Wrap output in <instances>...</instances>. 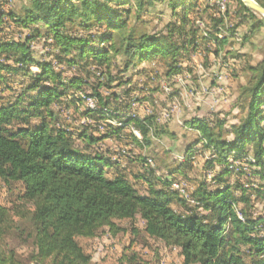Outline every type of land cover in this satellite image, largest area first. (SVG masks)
<instances>
[{
    "label": "trees",
    "instance_id": "obj_1",
    "mask_svg": "<svg viewBox=\"0 0 264 264\" xmlns=\"http://www.w3.org/2000/svg\"><path fill=\"white\" fill-rule=\"evenodd\" d=\"M29 1L11 7L12 0H0V182L22 187L12 209L0 205V264H93L77 239H95L105 228L115 235L121 231L118 222L137 216L145 223V234L177 249L183 264H264V215L256 209L257 201L264 202V187L246 184L248 173L235 166L247 165L249 174L264 184V59L250 68L253 80L241 89L239 107L247 115L240 125L228 132L224 120L192 119L186 126L198 132V139L183 164L164 176L142 160V170L133 175L108 152L92 149L119 138L128 127L137 129V137L131 138L142 148L165 133L157 134L156 116L138 115L133 108L136 90L122 76L142 74L139 66L151 59L168 63L167 75L182 74L181 61L198 50L197 29L181 45L140 31L142 14L165 0ZM233 1L256 18L242 0ZM254 1L264 8V0ZM188 5V0H169L175 17ZM189 22L184 18L181 27L169 24L170 33L182 35ZM214 22V31L202 39L216 45L218 54L233 35L220 34L222 18ZM263 27L264 20H255L254 30ZM40 41L46 53L38 58L33 44ZM118 58L115 74L112 62ZM62 65L76 68L79 75L64 78L57 70ZM89 66L99 67L105 79L87 95L97 107L84 112L96 125L109 124L100 135H95L99 128L75 134L59 126L64 98L91 86L84 77L91 73ZM117 87L123 89L114 91ZM102 88L110 94L103 95ZM136 102L149 104L147 98ZM229 134L232 139L226 138ZM200 144L212 155L207 163L213 176L197 181L189 193L178 178L187 176L186 164ZM175 184L183 185L184 193ZM14 218L29 223L32 232L26 233ZM11 240L30 249L29 260L18 255Z\"/></svg>",
    "mask_w": 264,
    "mask_h": 264
},
{
    "label": "rangeland",
    "instance_id": "obj_2",
    "mask_svg": "<svg viewBox=\"0 0 264 264\" xmlns=\"http://www.w3.org/2000/svg\"><path fill=\"white\" fill-rule=\"evenodd\" d=\"M24 3L30 5L29 0H12L11 7ZM189 5L180 9L177 17L172 15L169 6V0L163 3H157L150 12L143 13L142 23H138L140 31L148 32L156 36L170 37L171 42H177L181 45L189 42L192 37V29H197L198 47L197 51L185 55L181 66L184 71L182 74L167 75V64L159 59L144 61L139 66V70H144L140 75L130 72L126 77L131 79L134 87L133 108L138 115L151 116L157 118V134L153 136L152 145L142 148L131 138L135 135L134 127H128L123 130L119 138H111L99 143L94 151L108 152L113 159L121 161L122 166L129 168L133 175L142 170V160H148L151 167L155 168L159 175H167L169 169L178 167L184 163L189 147L198 139V132L186 126L188 121L195 118L205 119L210 122L226 121L225 130L231 131L234 125H240L246 117L247 110L239 107L238 98L242 87L253 80L251 67L258 66L264 59V27L260 30H254L255 20L263 21L264 17L255 12L254 17L240 11L233 0H188ZM131 5L125 4L121 8L127 9ZM239 10V11H238ZM134 15V13L132 14ZM190 21L185 26V31L189 36L171 34L169 24H176L181 27L182 20ZM222 18L223 23L220 30H224L223 35H233L223 49L216 54L219 49L213 43L203 40L208 31H214L217 22L214 19ZM133 19V18H132ZM219 25V24H218ZM194 27V28H193ZM216 29V28H215ZM233 29V30H232ZM104 30V28H103ZM7 31V30H6ZM233 31V34L231 33ZM185 39L187 41H185ZM44 41L33 44L37 57L45 55L43 49ZM44 61L46 58H43ZM113 64L114 73L118 74L117 63ZM116 65V67H115ZM97 66H89L90 75L84 74L85 79L89 80L90 87L70 94V98H64L65 105L62 110L59 106H54L56 111H60L59 126L69 127L73 133H78L84 129L95 132L99 128V134H102L109 124H95L89 117L84 116L87 109H93L90 105L87 95L92 94V86H96L100 81L105 82ZM58 71L63 72V77L70 79L79 72L76 68L69 69L65 65L57 66ZM35 71V69H34ZM90 76V77H89ZM127 87L126 89H129ZM123 88H115L114 91H121ZM103 95H109L110 91L102 88ZM74 94V95H73ZM84 99V101L79 99ZM148 99L146 103H138L136 99ZM77 100L79 103L68 105L67 102ZM68 105V107L66 106ZM95 104V103H94ZM67 107V108H66ZM97 105L95 106V108ZM94 108V109H95ZM115 127L120 124L112 122ZM111 125V124H110ZM264 126V123H263ZM134 129V130H133ZM140 138L141 136L136 133ZM136 136V135H135ZM232 139L229 134L226 136ZM252 145L247 146L252 151ZM211 153L204 148L203 144L196 146L193 150V156L187 165L189 169L187 176L179 175L178 183H185L189 193L193 192L196 182L204 179H212L213 173L209 171L208 161L211 159ZM149 160L152 161L150 164ZM245 173L251 187H264L263 182L252 177L249 173L251 168L247 165L235 163ZM218 166L215 170H218ZM235 180V179H234ZM177 183V182H176ZM184 190L183 185L175 184ZM138 189L142 191L138 184ZM22 187L19 184L6 186L0 182V205L12 209L18 204V197ZM182 192V191H181ZM183 193V192H182ZM30 207V206H28ZM256 209L259 214L264 215V202H256ZM14 222L20 225L26 233L32 232V226L18 218ZM121 231L113 233L108 228L102 229L95 239L78 238L77 241L82 249L92 257L93 264H183V258L177 249L167 248L161 242L150 239L144 232L145 223L139 216L134 221L118 222ZM10 244L16 249L19 256L29 260L30 249L20 244L18 240H11ZM135 260L130 263L129 258ZM27 264V262L25 263Z\"/></svg>",
    "mask_w": 264,
    "mask_h": 264
},
{
    "label": "water",
    "instance_id": "obj_3",
    "mask_svg": "<svg viewBox=\"0 0 264 264\" xmlns=\"http://www.w3.org/2000/svg\"><path fill=\"white\" fill-rule=\"evenodd\" d=\"M242 2L245 4V6L248 9L257 12L264 17V8H262L256 1H254V0H242Z\"/></svg>",
    "mask_w": 264,
    "mask_h": 264
},
{
    "label": "bare ground",
    "instance_id": "obj_4",
    "mask_svg": "<svg viewBox=\"0 0 264 264\" xmlns=\"http://www.w3.org/2000/svg\"><path fill=\"white\" fill-rule=\"evenodd\" d=\"M89 103H90V105H92L91 107L92 108H95V104H94V102L91 100V99H89ZM176 189H178V190H180V191H182L183 193H184V190L183 189H181V187H179V186H174ZM184 188V187H183Z\"/></svg>",
    "mask_w": 264,
    "mask_h": 264
},
{
    "label": "crops",
    "instance_id": "obj_5",
    "mask_svg": "<svg viewBox=\"0 0 264 264\" xmlns=\"http://www.w3.org/2000/svg\"><path fill=\"white\" fill-rule=\"evenodd\" d=\"M137 137V136H136ZM138 139H140V137H138ZM101 143V142H100Z\"/></svg>",
    "mask_w": 264,
    "mask_h": 264
},
{
    "label": "built area",
    "instance_id": "obj_6",
    "mask_svg": "<svg viewBox=\"0 0 264 264\" xmlns=\"http://www.w3.org/2000/svg\"><path fill=\"white\" fill-rule=\"evenodd\" d=\"M95 103V102H94ZM96 104V103H95Z\"/></svg>",
    "mask_w": 264,
    "mask_h": 264
}]
</instances>
